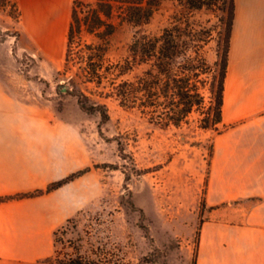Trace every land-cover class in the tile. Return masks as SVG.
I'll list each match as a JSON object with an SVG mask.
<instances>
[{"label": "crops", "instance_id": "0c3cea01", "mask_svg": "<svg viewBox=\"0 0 264 264\" xmlns=\"http://www.w3.org/2000/svg\"><path fill=\"white\" fill-rule=\"evenodd\" d=\"M18 44L48 59L65 56L72 0H15ZM0 78V264L52 256L55 232L91 203L92 156L81 127L11 92ZM212 145L206 215L195 264H264V0H234L221 128Z\"/></svg>", "mask_w": 264, "mask_h": 264}, {"label": "rangeland", "instance_id": "374dc122", "mask_svg": "<svg viewBox=\"0 0 264 264\" xmlns=\"http://www.w3.org/2000/svg\"><path fill=\"white\" fill-rule=\"evenodd\" d=\"M14 2L0 0V78L9 80L11 92L79 125L92 156L89 207L55 232L52 256L36 264H194L216 132L200 129L196 113L187 125L161 128L136 109L100 97L101 89L92 84L72 85V71L63 72L64 56L48 59L21 49ZM186 12L176 0H163L146 25L115 19L106 57L113 62L125 58L136 33L160 35ZM189 19L206 33L203 55L213 66L220 59L226 13L194 10ZM82 39L86 44L98 42L88 34ZM214 69L218 74L219 68ZM74 88L107 106L103 137L98 134L100 116L80 110L71 95ZM205 95L209 101V93Z\"/></svg>", "mask_w": 264, "mask_h": 264}, {"label": "trees", "instance_id": "16d2710c", "mask_svg": "<svg viewBox=\"0 0 264 264\" xmlns=\"http://www.w3.org/2000/svg\"><path fill=\"white\" fill-rule=\"evenodd\" d=\"M162 1L72 0L63 72L72 71V85L92 84L101 89L100 97L113 98L120 107L136 109L152 125L180 128L196 113L200 129L212 130L219 135L229 127L220 129L234 0H176L187 12L175 19L171 27L157 36L136 33L125 58L113 62L106 57L109 39L115 31L113 21L117 19L135 27L146 25ZM13 6L18 20L15 2ZM202 9L226 13L220 59L213 66L203 55L208 42L206 33L196 30L189 19L191 11ZM83 34L93 36L98 42L86 44ZM217 67L219 72L215 74ZM135 70L138 73L132 79L127 78ZM206 92L210 95L209 101ZM71 95L82 112L100 116L98 134L103 137L101 126L109 121L107 106L92 101L78 88H74ZM117 145L119 151H123L122 143L117 141ZM88 171L73 173L49 184L44 190L1 197L0 203L48 194ZM67 264L82 263L72 261Z\"/></svg>", "mask_w": 264, "mask_h": 264}]
</instances>
